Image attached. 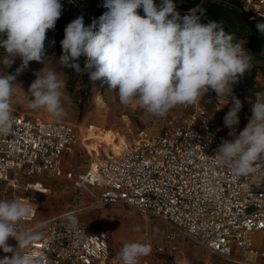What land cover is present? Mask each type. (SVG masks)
Listing matches in <instances>:
<instances>
[{"label": "clouds", "instance_id": "obj_1", "mask_svg": "<svg viewBox=\"0 0 264 264\" xmlns=\"http://www.w3.org/2000/svg\"><path fill=\"white\" fill-rule=\"evenodd\" d=\"M103 7L108 11L90 26L85 27L82 16L66 26L60 41L61 67L82 77L86 74L91 83L102 80L118 93L123 105L135 102L146 114L157 117L176 106L200 102L209 89L218 99L231 96L224 126L235 138L224 139L215 157L236 177L255 173L264 161V91L254 94L252 116L237 135L243 105L232 89L251 69L252 57L235 34L224 30L223 21L201 23L205 12L201 5L182 17L174 0H162L159 7L154 0H104ZM141 7L144 16L137 12ZM62 11L60 0H0V48L5 50L0 62L8 68L16 57L21 59L15 75L0 76V135L9 134L15 123L13 81L30 61L44 64L47 31L55 28ZM255 26L264 35V22ZM82 56L83 68L78 62ZM36 77L29 87L28 108L59 117L65 81L46 67ZM30 211L17 199L0 200V249L12 254L0 259V264H38L21 251L41 238L39 232L18 229ZM68 220L75 226L71 215ZM10 238L17 241L15 247L8 244ZM151 251L150 244L129 242L117 255L123 264H139Z\"/></svg>", "mask_w": 264, "mask_h": 264}, {"label": "built area", "instance_id": "obj_2", "mask_svg": "<svg viewBox=\"0 0 264 264\" xmlns=\"http://www.w3.org/2000/svg\"><path fill=\"white\" fill-rule=\"evenodd\" d=\"M233 1L249 19H264V0ZM13 116L11 132L0 135V186L31 210L18 229L39 232L41 238L21 250L38 264H107L110 237L91 230L76 212L37 222L35 203L44 192L34 188L33 193H18L22 177L70 180L89 195L90 210L126 205L158 219L206 251L202 264H212L215 257L234 262L250 256L264 259V248L257 249L252 240L253 233H264V165L253 174L234 176L215 155L224 139L235 137L228 135L229 128L219 129L203 110L167 122L158 133L139 131L121 153L86 149L88 166L77 175L63 166L65 153L80 144L73 126ZM174 239L175 233L169 232L165 245L153 249L163 253Z\"/></svg>", "mask_w": 264, "mask_h": 264}, {"label": "rangeland", "instance_id": "obj_3", "mask_svg": "<svg viewBox=\"0 0 264 264\" xmlns=\"http://www.w3.org/2000/svg\"><path fill=\"white\" fill-rule=\"evenodd\" d=\"M160 2V0H156ZM49 30L47 31V34ZM46 34V35H47ZM45 50L48 55L43 57V63L30 61L19 75H16L13 83L16 85L12 93L13 113L22 117H39L46 121H59L70 124L80 135V144L73 147L64 157L66 168L74 175L84 172L88 166L89 155L87 150L106 154L121 153V149L129 144L139 131L151 133L160 132L167 122L179 121L186 118L194 109L203 110L206 115L223 131L228 128L224 126V116L232 107V98H217V93L209 89L200 99V102L190 106H176L169 110L164 117L146 114L135 102L125 106L116 91L110 90L102 80H97L88 87L87 79L77 75L75 72L70 77L59 64L60 55L55 51L51 41L46 39ZM5 50L0 48V61H2ZM251 57L252 65L257 67L253 84L264 91V58L255 60ZM21 65V59L16 57L13 64L7 68L0 62V76L16 74ZM46 67L55 71L65 81L62 89L63 113L59 116L48 114L43 109L32 110L28 108L31 99L29 87L37 78L42 68ZM255 94V93H254ZM238 98L243 107L238 113L240 131L249 122L252 116V103L255 95ZM233 95V94H232ZM87 149V150H86ZM264 165V161L259 162ZM39 184L42 188H39ZM20 194L33 193L34 188L44 193L37 195L35 203L37 208L36 221H42L68 212H76L77 216L91 229L102 231L110 237L109 260L107 264H123L118 259V253L125 243L140 242L151 245V253L141 257L139 264H202L206 261V251L198 245L189 241L182 234L174 231L166 223L139 213L132 207L116 205L99 210L88 209L91 199L84 191L77 189L72 181L67 179H54L47 177L29 176L20 179ZM11 191L0 186V200L11 199ZM254 209L249 208L248 212ZM169 232L175 233V239L171 245H166L163 253H157L153 248L156 244L165 245V235ZM255 244L264 246V233H256L253 236ZM10 238L8 244L12 247ZM11 243V244H10ZM258 246V245H257ZM264 248V247H262ZM11 253H4L0 249V259L5 256L11 257ZM212 264H264V259L254 257L238 263L215 257Z\"/></svg>", "mask_w": 264, "mask_h": 264}, {"label": "trees", "instance_id": "obj_4", "mask_svg": "<svg viewBox=\"0 0 264 264\" xmlns=\"http://www.w3.org/2000/svg\"><path fill=\"white\" fill-rule=\"evenodd\" d=\"M63 5L61 17L56 21L55 28L49 30L46 39L51 41L55 51L61 55L62 49L60 41L64 38V30L66 26L77 17L82 16L85 27L90 26L93 21H98L99 17L103 15L108 9L103 7L104 0H60ZM154 3L159 7L162 4L154 0ZM176 11L180 16H184L190 9L201 5L205 12L201 17V23H207L208 20L223 21L224 30L227 33H234L235 38L239 40L245 47V50L250 53L255 60L264 58V35L256 29V23L264 22V19H249L241 12L240 5L233 0H174ZM138 14L144 16L143 8L137 9ZM199 15V13H197ZM99 25L97 24L98 30ZM54 41V43H53ZM47 50L44 57L48 55ZM85 57H80L78 62L81 68L84 67ZM252 64V63H251ZM65 73L70 77L74 72L71 69L65 68ZM257 67L252 65L251 69L243 76L239 77L237 82L233 85L232 94L240 99L244 96H250L258 91L259 88L253 84V78L256 75ZM88 87L91 85L87 75Z\"/></svg>", "mask_w": 264, "mask_h": 264}, {"label": "crops", "instance_id": "obj_5", "mask_svg": "<svg viewBox=\"0 0 264 264\" xmlns=\"http://www.w3.org/2000/svg\"><path fill=\"white\" fill-rule=\"evenodd\" d=\"M70 152V151H69ZM69 152H67V153H69ZM67 153H65V155L67 154ZM65 155H64V157H65ZM64 157H63V166H64V169L66 170V171H69L67 168H66V165H65V162H64ZM256 233H262V232H255V233H253V235H252V240H253V244H254V246L257 248V249H261L262 247H264V246H259V244H255V242H254V239H253V236H254V234H256ZM16 240H13L11 243H13V242H15ZM10 243V244H11ZM17 245V244H16ZM258 245V246H257ZM255 256H250V257H248V259H250V258H254ZM256 258V257H255ZM259 258V257H258ZM230 261V260H229ZM231 262H234V261H231ZM235 263H238V262H235Z\"/></svg>", "mask_w": 264, "mask_h": 264}]
</instances>
